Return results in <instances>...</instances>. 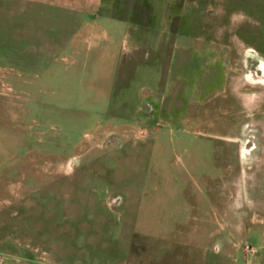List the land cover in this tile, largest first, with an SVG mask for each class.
<instances>
[{
    "label": "rangeland",
    "instance_id": "rangeland-1",
    "mask_svg": "<svg viewBox=\"0 0 264 264\" xmlns=\"http://www.w3.org/2000/svg\"><path fill=\"white\" fill-rule=\"evenodd\" d=\"M95 4L0 2V264H264V0Z\"/></svg>",
    "mask_w": 264,
    "mask_h": 264
},
{
    "label": "crops",
    "instance_id": "crops-1",
    "mask_svg": "<svg viewBox=\"0 0 264 264\" xmlns=\"http://www.w3.org/2000/svg\"><path fill=\"white\" fill-rule=\"evenodd\" d=\"M1 1L3 0H0V2ZM15 1H23L27 5L36 6L38 12L40 13L42 11L48 12L50 10L91 13L92 10H94V5H96L95 4L96 0H15ZM231 258H232L231 256L226 258V261L228 260V262L234 263Z\"/></svg>",
    "mask_w": 264,
    "mask_h": 264
},
{
    "label": "built area",
    "instance_id": "built-area-1",
    "mask_svg": "<svg viewBox=\"0 0 264 264\" xmlns=\"http://www.w3.org/2000/svg\"><path fill=\"white\" fill-rule=\"evenodd\" d=\"M246 248H247L248 250H253V248H252L250 245H246Z\"/></svg>",
    "mask_w": 264,
    "mask_h": 264
}]
</instances>
